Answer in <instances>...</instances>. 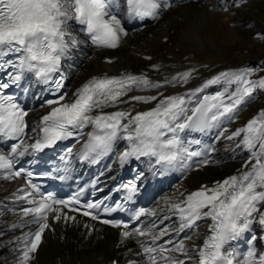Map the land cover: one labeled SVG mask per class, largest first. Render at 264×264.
Returning <instances> with one entry per match:
<instances>
[{
    "label": "snow or ice",
    "instance_id": "1",
    "mask_svg": "<svg viewBox=\"0 0 264 264\" xmlns=\"http://www.w3.org/2000/svg\"><path fill=\"white\" fill-rule=\"evenodd\" d=\"M117 0H0V69L7 72L9 82L0 83V90L19 83L26 74L44 82L56 83V98L45 101L50 110L43 115L37 127L34 142L29 143L25 111L14 98L0 91V139H12L10 151H0V172L5 180L20 178L24 169L14 170L15 158L24 157L29 151L36 153L68 138L83 140L79 152L80 160L99 159L113 151L119 140L127 141V148L118 160L121 164L130 158L148 157L154 161L153 167L159 174L180 168L188 169L190 162L201 157L200 140H184L182 134L188 132L205 133L218 127L222 121L230 120L242 102L254 90L264 89V77L250 79L251 70L225 71L206 81L200 88L184 94L130 96L133 90L157 89L169 83L187 84L192 77L185 71L163 84L152 81L147 74L122 73L118 76L107 74L93 76L78 87L71 97L63 92L61 63L71 46L78 43L68 30L70 20H75L87 33L92 44L97 47L115 49L127 35L120 19L112 14ZM130 15L139 18L158 19L162 10L171 7L169 0H126ZM151 59L150 57H145ZM107 63H112L110 58ZM153 65V70L158 69ZM225 82L228 87L213 94L198 96L203 88ZM234 86L235 90H232ZM151 103L155 106L146 111L133 113L132 109H107L131 102ZM87 139H84L85 130ZM227 131V130H225ZM223 136V133H221ZM242 137V138H241ZM218 137L217 139H219ZM241 138L237 147L246 149L250 155L236 175L213 186L202 185L199 189L181 194V199H166L168 210L177 217V222L150 228L139 226L130 228L128 223L101 219L93 210L101 207V202L88 203L82 215L105 225L120 229V243L134 240L138 251L133 255L139 260H129L128 264H264V253L257 255L255 247L240 254L229 242L242 237L254 222L264 226V111L249 120L246 125L232 132L226 139ZM214 151V149H209ZM72 149L67 150L70 157ZM65 160V163H69ZM211 163L209 159L197 161V167ZM67 171V168L64 169ZM31 172L25 176V185L13 193L15 201H26L28 206L19 208L20 222L12 228L29 227V231L17 238L19 258L17 264H30L38 251L43 234L51 228L50 214L54 221H75L70 212H81L76 199L58 200L51 195L39 193L37 185L31 181ZM140 173L136 180H141ZM63 178V177H62ZM127 191V199L138 191L136 182L122 185ZM120 208L105 207V213ZM144 216L158 217L156 209L140 208L134 214L137 221ZM210 219V235L204 243L191 248V236H183L185 229H191L201 219ZM168 217H165L167 220ZM35 226L32 231L31 226ZM89 235L96 229L85 224ZM2 234V233H0ZM173 235L179 239L162 238ZM264 239V237H259ZM258 237L253 235L249 245ZM130 253L132 249H128ZM183 257V258H181ZM198 258V259H197ZM112 264H118L113 261Z\"/></svg>",
    "mask_w": 264,
    "mask_h": 264
},
{
    "label": "bare ground",
    "instance_id": "2",
    "mask_svg": "<svg viewBox=\"0 0 264 264\" xmlns=\"http://www.w3.org/2000/svg\"><path fill=\"white\" fill-rule=\"evenodd\" d=\"M262 26L264 0H197L175 5L155 25L128 33L114 51L95 52L72 80L74 84H79L93 74L128 70L147 74L152 81L163 84L177 74L192 72L187 84L169 83L159 90H133L130 96H150L158 92L163 95L184 94L200 88L207 80L225 71L251 70L249 78L258 80L261 77L258 78L256 72L264 67ZM67 30L73 34L68 27ZM153 46L162 51H154ZM174 47L177 48L176 53ZM252 49H257V54L253 55ZM108 58L112 63L106 62ZM153 65H158V69L153 70ZM226 87V83L221 81L203 88L197 95L210 96ZM232 90H235L234 86ZM155 103L133 101L119 108H130L133 112L146 111L154 107ZM261 111H264V89H256L242 102L230 120H224L218 127L209 129L216 134L212 162L191 172L175 191L166 194L159 204L164 206L162 210H168L167 198L178 201L182 198L181 194L187 195L192 188L202 185L211 187L216 182L236 175L250 153L237 147L242 137L235 140L226 137ZM39 112H31L32 126L36 124ZM20 187L19 183L0 187V199L4 201L0 205V264H17L19 258L17 238L25 230L11 226L20 222L19 207L26 204V201H15L12 195ZM206 222V218L202 219L198 231L192 234L189 248L200 243V234ZM62 227L61 224H51L30 264H101L111 258L126 263L133 259L132 255L136 252L131 243L121 244L114 231L104 230L101 233L103 238H96L94 235L89 237L87 231H80L79 228L67 226L64 230ZM128 249L133 252L130 253Z\"/></svg>",
    "mask_w": 264,
    "mask_h": 264
},
{
    "label": "rangeland",
    "instance_id": "3",
    "mask_svg": "<svg viewBox=\"0 0 264 264\" xmlns=\"http://www.w3.org/2000/svg\"><path fill=\"white\" fill-rule=\"evenodd\" d=\"M262 29H264V27L262 26ZM264 31V30H263ZM262 31V33L264 34V32ZM154 51H162V50H159V47H157V46H153V48H152ZM174 50V52L176 53L177 52V48L176 47H174L173 48ZM257 52H258V50L257 49H252V54L254 55V54H257ZM237 53V52H236ZM235 53V54H236ZM234 54V55H235ZM256 76L259 78V77H263L264 76V67H262V69H260L259 71H257L256 72Z\"/></svg>",
    "mask_w": 264,
    "mask_h": 264
}]
</instances>
